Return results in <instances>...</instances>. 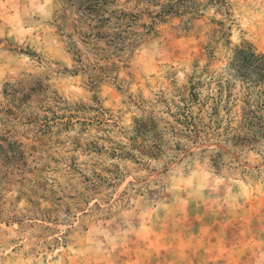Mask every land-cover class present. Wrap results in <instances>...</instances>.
Here are the masks:
<instances>
[{
    "label": "rangeland",
    "instance_id": "obj_1",
    "mask_svg": "<svg viewBox=\"0 0 264 264\" xmlns=\"http://www.w3.org/2000/svg\"><path fill=\"white\" fill-rule=\"evenodd\" d=\"M246 48L264 0H0V264H264Z\"/></svg>",
    "mask_w": 264,
    "mask_h": 264
},
{
    "label": "trees",
    "instance_id": "obj_2",
    "mask_svg": "<svg viewBox=\"0 0 264 264\" xmlns=\"http://www.w3.org/2000/svg\"><path fill=\"white\" fill-rule=\"evenodd\" d=\"M243 54V55H248V60H250V62H258V65H261L262 67H264V55H257L253 52L252 49L250 48H246V50L240 52V55ZM244 59H242V61H244Z\"/></svg>",
    "mask_w": 264,
    "mask_h": 264
}]
</instances>
